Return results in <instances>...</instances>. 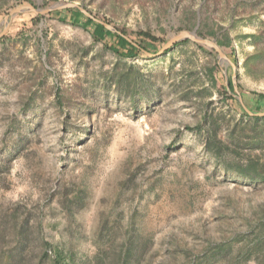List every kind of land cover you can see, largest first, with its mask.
<instances>
[{"label": "rangeland", "instance_id": "1", "mask_svg": "<svg viewBox=\"0 0 264 264\" xmlns=\"http://www.w3.org/2000/svg\"><path fill=\"white\" fill-rule=\"evenodd\" d=\"M64 3L149 54L182 31L228 35L243 97L193 42L127 59L53 12L14 16L0 36V264H264V116L238 108L264 94V0H0V34L16 7Z\"/></svg>", "mask_w": 264, "mask_h": 264}, {"label": "trees", "instance_id": "2", "mask_svg": "<svg viewBox=\"0 0 264 264\" xmlns=\"http://www.w3.org/2000/svg\"><path fill=\"white\" fill-rule=\"evenodd\" d=\"M53 16H55L56 19L62 23H71L75 26L80 27L82 30H88L90 28L91 29L90 36L93 39V41L103 44L106 49H108L111 53H113L114 55L118 57H124L127 59H136L138 57H145V54L143 53L145 49H143V46L139 44H135V43L133 45L132 43H130L126 39V34L124 32H120V34L113 33L105 29L102 25L94 22L92 19L85 17L83 14H81L76 9L55 11L53 12ZM37 19H39V17L36 15H34V17L31 18V20L33 21H36ZM134 35L136 36V38H139L140 40H143V41L147 40L150 43L157 42L155 41L156 39L154 37H152L150 34L145 33V32H136L134 33ZM223 36H224V39L223 41L218 42V46L229 47L230 46L229 36L226 34H224ZM2 38H5V36ZM182 43L183 41L181 43H177L175 47L181 45ZM196 47L202 53L213 58L214 55L211 51H208L204 47L199 46V45H196ZM216 71H217L216 64H214L213 67L206 68V75L212 86H215L216 84V77H215ZM231 90H232V85L229 82L228 92L229 91L231 92ZM240 96L243 97V94L241 93ZM229 99L233 100L232 97H229ZM250 99L253 100L254 102L253 113L254 114L260 113L262 111L261 110L262 107H264V94L252 92L250 93ZM55 100H56L57 105L62 109L61 112L65 113V110H64L65 102H67V100L64 101V98L61 95V90L56 91ZM238 108H239L241 115H243L246 118H249V116L245 113V111L240 106ZM252 119L254 121L255 120L257 121L260 118L254 117ZM261 119L264 120V117H262ZM186 129L191 130V128L189 127H187ZM210 133L212 134L213 130H211Z\"/></svg>", "mask_w": 264, "mask_h": 264}, {"label": "water", "instance_id": "3", "mask_svg": "<svg viewBox=\"0 0 264 264\" xmlns=\"http://www.w3.org/2000/svg\"><path fill=\"white\" fill-rule=\"evenodd\" d=\"M68 9H76L81 14H83L85 17L92 19L94 22L102 25L105 29H107L113 33L120 34L118 31H116L115 28L107 25L106 23H104L102 21H99V20H96L95 18H93L82 7H79L78 5L73 4V3H64V4H55L53 6L45 8V9H39V8L33 7V6H19V7L14 8L13 10H11L8 13L7 16L4 17V19H3L4 29H3L2 33L0 34V36L4 35V33L6 32L11 20L13 19V17L18 15V14L33 13L35 15H45V14L52 13L55 11H62V10H68ZM182 41H190V42H193L194 44H197L199 46H202L204 48L212 50L216 54L217 59L220 62H225L227 65L230 66V68L232 70V74L230 77V83H231L233 90H234V93L232 95L241 104V96L237 90V85H236L235 64L232 61H230L224 55L223 51L221 50V48L218 46V44L216 42L211 41V40L206 39V38L199 37L196 34V30H194V31H182V32H179L178 34L171 36L170 39L168 41H166V43L158 50V52L156 54H149L145 51H143V53L148 57H160V56L164 55L168 50L173 48L177 43L182 42ZM226 88H227V90H229V82L228 81H226ZM243 109L247 113V115H249L251 117L264 116V114H253L250 111H248L247 109H245V108H243Z\"/></svg>", "mask_w": 264, "mask_h": 264}]
</instances>
